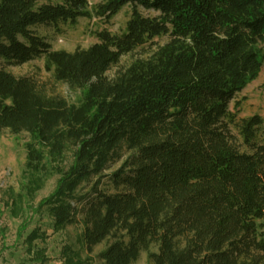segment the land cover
Returning a JSON list of instances; mask_svg holds the SVG:
<instances>
[{
    "label": "trees",
    "instance_id": "1",
    "mask_svg": "<svg viewBox=\"0 0 264 264\" xmlns=\"http://www.w3.org/2000/svg\"><path fill=\"white\" fill-rule=\"evenodd\" d=\"M125 7L124 32H97L86 49L54 51L35 32L109 24ZM263 43L264 0H0V133L30 138L26 198L42 187L46 156L60 174L37 207L11 199L13 215L43 211L54 232L76 228L66 264H91L100 246L102 264L142 254L148 264H263L264 118L238 119V102L229 109L258 78ZM37 60L55 83L84 90L82 101L8 71Z\"/></svg>",
    "mask_w": 264,
    "mask_h": 264
},
{
    "label": "rangeland",
    "instance_id": "2",
    "mask_svg": "<svg viewBox=\"0 0 264 264\" xmlns=\"http://www.w3.org/2000/svg\"><path fill=\"white\" fill-rule=\"evenodd\" d=\"M103 0H87L93 7ZM145 16L154 15L140 9ZM130 15V8H123L110 22L105 24L98 19L79 20L74 26H63L59 29L39 27L35 32L45 38L54 51L73 52L77 49H86L98 43L96 33L107 30L112 35L124 32L125 24ZM167 38L154 40V45L137 49L134 52L121 57L119 63L112 67L106 77L113 79L119 72L127 68L133 61L148 58L158 46L163 45ZM264 53V43L261 45ZM8 71L15 77H31L40 85L45 86L48 93L58 94L72 104L82 101L85 91L71 90L64 84L53 81L51 74L43 67V61L37 60L18 67H9ZM239 103L238 119L259 115L264 118V65L256 80L249 83L239 94L235 102H231L229 109L233 111L234 103ZM30 140L27 134L13 136L8 131L0 133V264H66V256L63 252L68 246L76 245V236L79 231L69 227L65 231L54 232L50 218L42 211L33 213L32 209H25L23 213H17L16 206H12L11 199H17L21 194L26 203L37 207L45 198L49 197L60 178L57 164L47 156L46 174L40 189L34 193V197L26 198L25 186L28 179L25 176V145ZM127 154H123L119 162L114 163L105 172L106 175L117 171ZM69 161V159L67 160ZM65 163L60 164L62 168ZM24 208V207H23ZM36 231L41 238L34 239L28 244L29 236ZM72 247V248H73ZM103 249L100 246L92 255L91 264H102L98 259V253ZM36 258V260H34ZM264 264V259H263ZM135 264H148L146 254H142Z\"/></svg>",
    "mask_w": 264,
    "mask_h": 264
}]
</instances>
